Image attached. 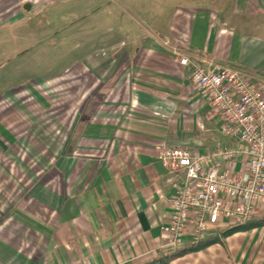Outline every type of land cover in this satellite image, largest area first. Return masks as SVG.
I'll return each instance as SVG.
<instances>
[{"label": "crops", "instance_id": "obj_1", "mask_svg": "<svg viewBox=\"0 0 264 264\" xmlns=\"http://www.w3.org/2000/svg\"><path fill=\"white\" fill-rule=\"evenodd\" d=\"M152 1L140 5L143 23L152 13L140 37L78 29L82 52L0 99V264H264V223L162 249L185 172L158 157L164 145H236L193 62L264 79V0Z\"/></svg>", "mask_w": 264, "mask_h": 264}, {"label": "built area", "instance_id": "obj_2", "mask_svg": "<svg viewBox=\"0 0 264 264\" xmlns=\"http://www.w3.org/2000/svg\"><path fill=\"white\" fill-rule=\"evenodd\" d=\"M188 65V57H180ZM194 63L192 79L221 120V132L236 145L211 155L162 146L159 160L172 172L184 171L162 225V249L196 245L218 229L264 218V79L240 68ZM218 159V160H217Z\"/></svg>", "mask_w": 264, "mask_h": 264}, {"label": "rangeland", "instance_id": "obj_3", "mask_svg": "<svg viewBox=\"0 0 264 264\" xmlns=\"http://www.w3.org/2000/svg\"><path fill=\"white\" fill-rule=\"evenodd\" d=\"M29 1L33 0H0V99L29 86L31 72L44 76L52 67L59 68L65 62L62 54L70 57L82 52L87 44L73 38L74 31L82 29L91 35L93 24L100 27V34L111 25L122 37L129 30L140 37V5L146 3L152 11L157 8L152 0H37L26 11L23 5ZM17 9L22 14L6 21ZM147 16L142 22L145 27L152 13Z\"/></svg>", "mask_w": 264, "mask_h": 264}, {"label": "trees", "instance_id": "obj_4", "mask_svg": "<svg viewBox=\"0 0 264 264\" xmlns=\"http://www.w3.org/2000/svg\"><path fill=\"white\" fill-rule=\"evenodd\" d=\"M263 223H264V218L256 219L255 221H251V222H249L248 224H245V225H238V226L231 227L227 231H224L223 235L224 236H228L229 234H232L233 232H236L238 230L248 229L251 226H257V225L263 224ZM217 240L218 239H213V240L209 239L207 241H203V242L199 243L198 245L194 246L191 249L195 250V249H200V248L206 247L209 244H212V243L216 242Z\"/></svg>", "mask_w": 264, "mask_h": 264}, {"label": "water", "instance_id": "obj_5", "mask_svg": "<svg viewBox=\"0 0 264 264\" xmlns=\"http://www.w3.org/2000/svg\"><path fill=\"white\" fill-rule=\"evenodd\" d=\"M28 6H30V5H29V4H26V5H25V8H28Z\"/></svg>", "mask_w": 264, "mask_h": 264}]
</instances>
